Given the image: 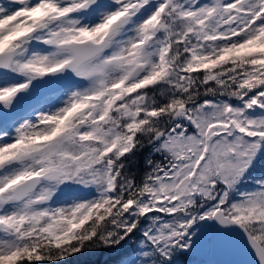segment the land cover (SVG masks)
Masks as SVG:
<instances>
[{"label":"snow or ice","instance_id":"6c2138e0","mask_svg":"<svg viewBox=\"0 0 264 264\" xmlns=\"http://www.w3.org/2000/svg\"><path fill=\"white\" fill-rule=\"evenodd\" d=\"M261 159L264 0H0V264H264Z\"/></svg>","mask_w":264,"mask_h":264},{"label":"trees","instance_id":"16d2710c","mask_svg":"<svg viewBox=\"0 0 264 264\" xmlns=\"http://www.w3.org/2000/svg\"><path fill=\"white\" fill-rule=\"evenodd\" d=\"M148 149L136 152L134 157H129V170L135 172L136 180L139 182L146 171L145 157L148 155ZM134 159V163L131 161ZM255 175H260L264 172V159L258 160L256 167L253 169ZM127 252L125 248H103L98 251H82L79 254H74L60 264H117L121 257Z\"/></svg>","mask_w":264,"mask_h":264},{"label":"rangeland","instance_id":"374dc122","mask_svg":"<svg viewBox=\"0 0 264 264\" xmlns=\"http://www.w3.org/2000/svg\"><path fill=\"white\" fill-rule=\"evenodd\" d=\"M150 151V149H148ZM154 160H159L160 157L158 155H154V157H152ZM148 169L146 168V171ZM145 171V172H146ZM122 248L127 249L126 245H122ZM182 260L185 261V264H208V262H210L209 258H208V251H199V252H195L186 256L181 257Z\"/></svg>","mask_w":264,"mask_h":264},{"label":"water","instance_id":"95a60500","mask_svg":"<svg viewBox=\"0 0 264 264\" xmlns=\"http://www.w3.org/2000/svg\"><path fill=\"white\" fill-rule=\"evenodd\" d=\"M208 257L209 259L212 261V260H216V259H222L224 257H221L219 255H216V254H213L211 252L208 251ZM232 259H237V260H240V261H247L250 259V254L248 255H239V256H234V257H231Z\"/></svg>","mask_w":264,"mask_h":264}]
</instances>
